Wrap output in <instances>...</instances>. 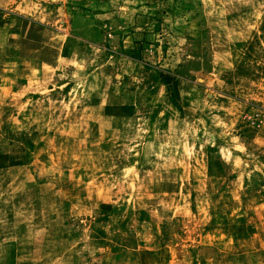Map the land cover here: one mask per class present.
Instances as JSON below:
<instances>
[{"label": "rangeland", "instance_id": "374dc122", "mask_svg": "<svg viewBox=\"0 0 264 264\" xmlns=\"http://www.w3.org/2000/svg\"><path fill=\"white\" fill-rule=\"evenodd\" d=\"M0 264H264V0H0Z\"/></svg>", "mask_w": 264, "mask_h": 264}]
</instances>
